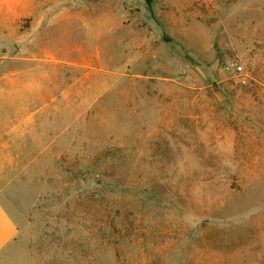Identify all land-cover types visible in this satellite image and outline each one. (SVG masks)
<instances>
[{
	"label": "rangeland",
	"instance_id": "obj_1",
	"mask_svg": "<svg viewBox=\"0 0 264 264\" xmlns=\"http://www.w3.org/2000/svg\"><path fill=\"white\" fill-rule=\"evenodd\" d=\"M6 1L0 264H264V0Z\"/></svg>",
	"mask_w": 264,
	"mask_h": 264
},
{
	"label": "crops",
	"instance_id": "obj_2",
	"mask_svg": "<svg viewBox=\"0 0 264 264\" xmlns=\"http://www.w3.org/2000/svg\"><path fill=\"white\" fill-rule=\"evenodd\" d=\"M6 2L10 3L15 1L7 0ZM17 2H19L18 5L21 6L22 8L20 11L23 13L24 11L23 8L27 4L26 0H18ZM77 16H79L77 13L76 14L73 13L74 18H76ZM49 19L51 22H53V17H50ZM51 24L52 23H49L48 26L50 27ZM36 58L37 57H34L33 60L36 61V63L48 64V65L44 67L43 65H39L42 68L26 67L25 70L21 72V75L25 77L23 82V90H22L24 96H60V95L70 96L69 90H65L62 91V93H60V86L58 79L59 73L58 72L55 73V70L58 69V67L53 68L54 66L53 62L46 63L44 60L40 61L41 57L39 59ZM25 60L26 62L30 61L28 57H26ZM8 142L7 143L0 142V149L8 148L10 144V142L9 143ZM2 163H3V159L1 157L0 164ZM0 177H2L1 168H0ZM1 179L2 178H0V180ZM18 234H19V229L16 224V221L14 220L12 215H9V213L6 211V209L3 207V205L0 202V253L3 249L6 248L8 244L17 242Z\"/></svg>",
	"mask_w": 264,
	"mask_h": 264
},
{
	"label": "built area",
	"instance_id": "obj_3",
	"mask_svg": "<svg viewBox=\"0 0 264 264\" xmlns=\"http://www.w3.org/2000/svg\"><path fill=\"white\" fill-rule=\"evenodd\" d=\"M224 69L229 72L230 75L235 77L238 83L245 85L247 84V77L244 76V66L238 62H230L224 66Z\"/></svg>",
	"mask_w": 264,
	"mask_h": 264
},
{
	"label": "trees",
	"instance_id": "obj_4",
	"mask_svg": "<svg viewBox=\"0 0 264 264\" xmlns=\"http://www.w3.org/2000/svg\"><path fill=\"white\" fill-rule=\"evenodd\" d=\"M146 1V3L150 6V5H152V3H153V0H145Z\"/></svg>",
	"mask_w": 264,
	"mask_h": 264
}]
</instances>
